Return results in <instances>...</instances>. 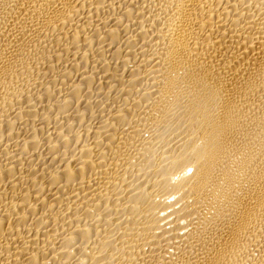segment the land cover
Listing matches in <instances>:
<instances>
[{
  "label": "bare ground",
  "instance_id": "obj_1",
  "mask_svg": "<svg viewBox=\"0 0 264 264\" xmlns=\"http://www.w3.org/2000/svg\"><path fill=\"white\" fill-rule=\"evenodd\" d=\"M0 264H264V0H0Z\"/></svg>",
  "mask_w": 264,
  "mask_h": 264
}]
</instances>
